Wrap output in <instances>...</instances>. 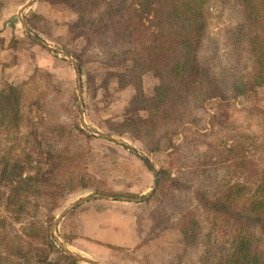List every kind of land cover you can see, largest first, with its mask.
I'll list each match as a JSON object with an SVG mask.
<instances>
[{"label":"trees","instance_id":"1","mask_svg":"<svg viewBox=\"0 0 264 264\" xmlns=\"http://www.w3.org/2000/svg\"><path fill=\"white\" fill-rule=\"evenodd\" d=\"M42 1L64 5L73 13L65 21V37L69 42H82L79 51H72L80 66L90 48L107 50L112 58L118 57L117 64L131 62L123 71L109 74L116 76L118 88L133 87L126 112L148 114L109 121L108 128L150 145V153L173 143L178 134L173 125L190 105L228 102L264 87V0L235 1L231 8L234 21L222 29L223 48L208 33L210 0ZM3 6L0 1V16ZM149 73L157 80L152 93L146 91L143 81ZM21 95L19 82L7 75L0 89V133L19 132L24 120ZM36 115L35 121L27 117L32 131L26 141L31 144L23 148V155L11 159L0 154V187L5 189L0 203L7 213L0 214V264H50L49 253L55 245L51 224L60 201L67 193L95 186V176L69 152L73 129ZM75 128L77 135L95 139L79 126ZM218 155L224 157L204 155L187 167L190 172H200L196 185L170 177V168L161 166L153 196L160 193L159 199L167 194L171 200L177 198L174 190L164 189L167 178L169 187L185 188L196 203L197 216L203 215V221L199 226L195 222L187 235L198 249L194 264H264V166L235 146ZM232 167L238 173L236 180L216 178L221 169ZM102 185L95 191L115 194L104 188L103 181ZM142 210L138 207L137 225ZM192 217L188 213L185 219L193 223ZM10 219L23 224L22 231L10 232ZM61 262L78 264L68 255L56 261Z\"/></svg>","mask_w":264,"mask_h":264},{"label":"rangeland","instance_id":"2","mask_svg":"<svg viewBox=\"0 0 264 264\" xmlns=\"http://www.w3.org/2000/svg\"><path fill=\"white\" fill-rule=\"evenodd\" d=\"M0 1L4 5L6 16L12 12L6 23L15 31H21L23 35L17 33L18 37H15L13 34V37L7 40L14 54L6 56L4 63H0V89L3 88L4 80L9 74L19 82L22 92L21 112L24 118L19 132L0 133V154H8L13 159L23 155V148L30 147L31 143L26 141V136L32 131V127L28 125L27 117L35 121L36 114H41L46 120L62 123L73 129L74 136L67 143L69 152L75 154V162L84 165L89 174L95 176V186L65 194L53 221L72 202L87 195L104 194L131 198L147 195L153 186V171L132 151L101 138L82 126L74 66L64 55L48 50L24 31L19 12L23 8V3L28 0ZM235 1L210 0L208 33L219 40L221 48L224 44L221 37L222 29L230 26L234 21L231 8ZM40 3L41 12L52 22H42L39 16H29L31 11L35 10L37 3L29 6L24 10V17L26 20L27 17L29 18L27 22L32 31L44 42L67 51L77 61L72 51H79L82 42L78 39L69 42L65 37L67 31L65 21L73 17V13L61 4L52 5L43 1ZM2 48L1 43L0 50ZM102 50L88 49L83 58L84 62L79 65L82 112L88 126L104 134L115 136L138 149L150 160L158 174L161 166L169 167L170 177L176 176L184 184L198 183L197 176L200 172L193 170L190 172L187 170L188 166L195 164L197 159L204 155L223 158L225 154L218 155V153L229 146L237 147L238 151L251 156L256 164L264 166V87L258 88L255 93L247 97L231 98L228 102H208L202 107L190 105L184 117L173 125L177 129L176 133L178 132L173 137V143L167 148L163 147L160 152L150 153L147 150L151 148L150 145L119 136L108 128L109 121H121L124 116L144 118L148 113L132 110L126 112L133 87L118 88L116 76L110 75L109 72L119 73L129 67L131 62L122 61L117 64L118 57L112 58V53L107 54V50ZM220 50V54H223L224 51ZM143 81L146 91L152 93L157 84L154 74H146ZM75 125L95 139L87 140L84 136L77 135ZM164 129L165 127L162 126L161 132ZM80 165L76 169L79 170ZM233 171V167L229 171L221 169L216 178L231 177L232 180H236L235 176L238 173L234 174ZM102 181L104 188L112 190L116 195L96 192L97 186L103 188ZM164 182V189L174 190L177 198L171 200L167 198V194L163 199H159L160 193L153 196L157 185L146 200L130 202L133 206L143 209L140 224L134 231L137 240L134 247H106L103 253L83 254L105 264H194L198 249L188 242L187 235L189 228L195 227V222L196 226H199V222L202 223L203 215L197 216L200 212L185 188L169 187L171 182L167 178ZM4 194L5 189L0 187V196ZM86 202L78 204L67 212L56 226L57 236L76 251L78 250L68 240L71 241L78 230L73 226L74 222L69 223L70 227L67 228L69 222L67 217ZM188 213L193 215V223L185 219ZM0 214H7L1 203ZM39 218L44 220L42 216ZM72 218L74 217L71 216L70 219ZM9 221L12 223L10 232L22 231L23 224L13 223L11 219ZM63 235L67 240L62 237ZM79 243L88 247L85 242ZM65 255L73 258L78 264H87L68 254L56 241L49 253L50 264H58L56 261Z\"/></svg>","mask_w":264,"mask_h":264},{"label":"crops","instance_id":"3","mask_svg":"<svg viewBox=\"0 0 264 264\" xmlns=\"http://www.w3.org/2000/svg\"><path fill=\"white\" fill-rule=\"evenodd\" d=\"M29 1L24 2L23 6ZM41 1L35 0L31 3L30 6L36 5L37 3L35 10L31 11V13L39 16L42 22L51 23L52 21L47 20L41 12L42 10H40ZM4 12L5 9L3 6L0 16V38L3 43V48L0 50V63H4L6 56L14 54V50L9 48V42L7 40H10L13 34L15 37H18L16 35L17 33L22 35L21 31H15L11 25L6 23L9 19L8 17L12 15V12L7 16ZM29 27L31 28L30 25ZM35 31L39 32L38 30ZM137 210L138 206H133L130 202H111L107 199H96L86 202L78 206L72 214L69 213L70 217L72 216L74 218L70 219L69 215L67 217L69 221L67 228L74 222L76 226L75 224L73 226L78 230L69 243L80 253L93 252L94 254L103 253L106 247H134L137 243L135 237L136 232H134L138 226L136 223ZM79 242H85V245L88 247L82 246Z\"/></svg>","mask_w":264,"mask_h":264},{"label":"water","instance_id":"4","mask_svg":"<svg viewBox=\"0 0 264 264\" xmlns=\"http://www.w3.org/2000/svg\"><path fill=\"white\" fill-rule=\"evenodd\" d=\"M35 0H30L29 2L26 3L25 6H23V8L20 10L19 12V19L20 22L24 28V31L31 36L32 38H34L39 44H41L42 46H44L45 48H47L48 50H51L53 52L59 53L64 55V57L71 62V64L74 66L75 69V78H76V90H77V96H78V103L80 106V110H81V119H82V126L89 132L104 138L106 140H110L114 143L119 144L120 146H122L123 148H126L130 151H132L133 153H135L139 158H141L146 165L153 171L154 173V182H153V186L152 189L150 190V192L143 196V197H135V198H131V197H122V196H113V195H104V194H92V195H87L84 196L74 202H72L69 206H67L60 214L59 216L53 221V224L51 226V230H52V235L54 240L71 256H73L74 258H76L78 261L83 262V263H87V264H105V263H101V262H97L94 261L93 259L85 256L83 253H80L79 251L74 250L72 247H70L68 244H66L63 240H61L57 234H56V226L58 224V222L60 221V219L67 213L69 212L71 209H73L74 207H76L78 204H81L82 202H86L89 200H96V199H111V200H120L123 202H140L143 200H146L156 189L157 185H158V178H159V174L158 172L155 170L154 165L150 162V160L144 156L138 149H136L135 147H133L132 145L128 144L127 142L112 136V135H107L104 134L100 131H97L93 128H91L90 126H88V124H86L85 120H84V115H83V105H82V95H81V82H80V67L78 62L72 57L71 54H69L67 51L56 48L46 42H44L42 40V38H40L39 36H37L32 29L29 27V25L26 22V19L24 17V10L25 8L29 7L31 5L32 2H34Z\"/></svg>","mask_w":264,"mask_h":264}]
</instances>
